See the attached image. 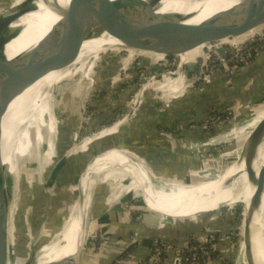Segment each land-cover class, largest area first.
Instances as JSON below:
<instances>
[{"label":"crops","instance_id":"0c3cea01","mask_svg":"<svg viewBox=\"0 0 264 264\" xmlns=\"http://www.w3.org/2000/svg\"><path fill=\"white\" fill-rule=\"evenodd\" d=\"M20 1L22 0H0V8L2 9L3 5L9 3L12 5L6 9L11 8ZM200 56L201 51L199 55L196 54L191 57L189 63H195L201 58ZM151 68L155 70L156 66ZM113 72L99 75L98 88L103 90L102 98L96 99L94 101L96 104L92 103V107L88 110V113L93 117L87 123V133H99L85 138L75 148L78 149L79 154H75L76 156L70 155L72 157L70 163L62 172L58 183L50 191L53 202L55 188L59 191L60 185H63L60 196H68L69 205L67 206L64 203L62 208L68 209L73 202V199L66 192L63 193L65 188L74 194L73 186L72 190L69 187L71 186L70 182L75 183L79 171L96 154L119 147L133 153L136 157L130 156L144 163L147 171L152 173L158 182L168 180L171 184L174 182L197 184L200 181L194 179L197 176L196 174L212 171V169H209V166H211L210 161L205 163L207 149L211 144L199 149L190 148V146L205 143L210 137L207 121L211 113H226L228 110L233 112L232 120H236L234 128L229 131V126L226 125L221 131H216L214 134L218 136L229 131L226 135H232L237 140L244 137L251 127H256L264 115V107H262L264 106L263 52L256 55L250 63L237 70L224 71L218 69L212 74L211 82L206 84L203 89L198 86L199 88H193L182 96L179 95L181 97L162 113L158 111L160 102L156 91L158 89L156 87L160 86L155 84L156 86L146 93L144 104L139 111L127 122L117 123L114 126L115 117H118L121 110L127 109L126 104L136 88L135 86L129 87L127 83L116 84L115 88H111L108 77ZM183 82H185L184 87L187 80H182ZM163 88L167 92L165 85ZM181 92L176 93L181 94ZM105 94L108 95L105 96ZM108 97H113L114 101L118 97V102L108 101L106 99ZM253 110H255L253 118L245 126H239L238 123ZM260 111L263 113L260 114ZM69 114L59 126L58 141L55 142L54 147L57 160L64 155L71 154L76 145L75 132L83 120L82 108H75ZM106 130H109V134L101 136V133ZM54 133L57 136L56 128ZM95 136L98 138H95ZM93 137L95 140L86 145L85 141ZM236 153L238 154V151ZM237 154L227 153L222 158L224 160L230 159L238 156ZM85 157H88V160L81 163V160ZM110 172L102 174V176L95 175L87 196V220L92 222L90 225L91 231L93 230V223L101 230V247L97 253L83 249L81 254L69 264H137L148 258L152 249L148 244L149 241H153V243L155 241L168 242L176 248L190 243L192 239L200 238L207 233L208 229H218L217 231L221 232L223 227L220 228L221 224L218 223L223 220L224 212L217 216L219 217L218 220H216L215 215L208 217L199 216L201 214H198L195 215L196 218H193L195 216L192 213H190L191 215L184 214L160 207L147 189L145 191L147 190V194L152 200L145 199L148 208L152 205L162 212V218H168L172 221L169 223L161 221L159 213L158 218L155 216L145 218L140 215L138 217L132 213L128 216L127 212L123 210L124 204H133L132 200L138 196L136 192L141 191L138 181L129 174L128 176L136 184L135 187H131L130 181L127 183V179L121 176L125 175L123 172H121V175L117 171ZM108 174V179L103 177ZM62 188H64V191H62ZM136 203L137 205L140 204L137 201ZM128 211L131 212L129 209ZM174 215L179 217H173ZM230 221L227 229L233 230L235 221L231 219ZM222 237L223 239L216 242L219 256L223 258V261L226 260L229 261V264H233L235 256L232 250V239L225 235ZM242 249L243 246L240 248L239 255L242 253L243 256H249L248 259H250L252 257L251 252L248 250L245 252ZM171 255H173V252H171ZM223 261L216 259L212 261V264H224ZM245 261L247 262L246 259Z\"/></svg>","mask_w":264,"mask_h":264},{"label":"water","instance_id":"95a60500","mask_svg":"<svg viewBox=\"0 0 264 264\" xmlns=\"http://www.w3.org/2000/svg\"><path fill=\"white\" fill-rule=\"evenodd\" d=\"M37 1L22 0L11 8L5 9L3 15L0 16V264H12L13 249L7 190L8 173L3 145L4 106L18 89L28 85L29 81L34 79L72 69L81 64L83 60L87 67L95 62L93 73L98 71L101 74L122 69L126 61L127 66L124 65L125 67L159 65L166 62L180 63L186 54L198 48L221 47L237 37L264 28V0H241L238 4L216 12L198 24L188 23L194 17L192 14L178 15L156 28L138 34L131 33V22L138 19V16L132 12L134 7L142 4L144 0H90L73 26H69L67 20L63 19L34 47L9 58L7 45L15 40L16 36L15 33H11L12 25L22 17L36 12L34 7ZM202 1L198 0V2ZM56 7L59 9L58 6ZM111 37L117 41L110 46H102L99 51L80 61L84 44L96 39ZM263 142L264 118L256 127L248 130L238 147L246 166L249 182L255 188V195L244 218L245 227L249 229L254 246V220L261 211L264 196V165L256 173L254 164ZM114 149L122 148H111L92 156L77 174L75 204L78 206L77 216L80 224L77 230L80 239L84 238L86 224L90 223L84 210L85 194L82 193L80 185L82 178L88 173L97 157ZM71 159L72 157L68 154L59 158L47 178L42 179L40 192L46 198L48 195L49 201L51 189L58 183ZM236 160L237 158L234 161ZM139 193L141 202L146 207L142 191ZM48 212L49 208L45 204L41 213L43 222L47 221ZM152 212L159 215L157 212ZM261 219L262 227L258 230L256 247L264 254V214ZM42 225L41 223L40 227ZM38 229L35 231V236L38 234ZM33 248L36 251L37 247L34 244L31 246V249ZM84 248L83 244L74 255L58 264L71 263ZM33 258L35 257L31 256L28 264L33 263ZM254 261L250 257L247 263L256 264Z\"/></svg>","mask_w":264,"mask_h":264},{"label":"bare ground","instance_id":"6f19581e","mask_svg":"<svg viewBox=\"0 0 264 264\" xmlns=\"http://www.w3.org/2000/svg\"><path fill=\"white\" fill-rule=\"evenodd\" d=\"M89 1L90 0H38L34 7L36 12L22 17L12 25V29H19L15 32V40L7 45L8 57L13 58L34 47L50 32L52 28L58 26V23L63 19L67 20L69 26H73ZM240 1L241 0H203L202 2H198V0H144L142 4L136 5L133 9L132 14L137 15L138 19L131 22V33L138 34L151 30L152 28H156L157 26L176 18L178 15L192 14L194 17L191 18L188 23L198 24L214 13L229 9L230 7L238 4ZM55 6H58L59 9H57V7L55 8ZM115 41L117 40L111 37L109 39H96L87 42L83 46L80 61L82 59H86L88 55L99 51L102 46H110L115 43ZM202 50V48H198L193 52L186 54L184 62L189 64L191 57L196 54L199 55ZM83 61H81L82 63L78 67L52 73L45 77L29 81L28 85L18 89L16 93H14V95L6 102L4 106L5 117L3 123V145L5 149L4 158L5 165L7 166V173L13 178L16 184L18 182L17 159L21 157V155H19V149L22 148L21 142L18 143V140L14 137V126L16 121H18L22 126H30L33 119H37L45 114L51 115L52 111L47 112L44 106V103L49 97V91L58 80L72 78L73 76L83 72L86 67L85 62ZM181 63L184 64L183 61ZM92 64L94 65L95 62ZM93 65L88 67V71L85 74L86 76H90L92 74ZM182 80H184L183 77L178 78V82H175L172 86L174 87L175 92H179L182 89L184 84V82L182 83ZM164 85L168 87V84ZM150 87L154 88L155 86L153 84ZM163 90L166 92L164 88ZM45 130L47 131L45 135H49L48 127H46ZM108 134L109 130H106L101 133V136ZM95 138L98 137L95 136ZM95 138H91L87 144L94 141ZM73 149H75V147ZM77 152L78 149H75L74 154ZM69 155L72 156V154ZM130 155L136 157L128 150L114 149L100 155L91 164L88 173L82 178V183L80 184L81 191L85 194V211H87L88 190L93 178L95 175L102 176V174H107L110 171V173L117 171L120 175L121 172L125 175L130 174L138 181V185L140 186V189L146 199L150 200L149 198L151 197L147 194L145 188L158 204L176 212L184 214L194 213V215H198L218 211L222 207H229L233 204L242 202H246V215L249 211L251 200L255 195V188L251 185L249 179L240 180L238 178L239 166L232 167L220 179L219 177H216L215 179L213 178L214 180L207 182L206 184L197 185L183 183L171 185V183L167 180L158 182L152 173L147 171L144 163L136 160ZM242 164L243 163H240V167ZM243 165H245V163ZM254 168L256 173H258L262 168L258 163L257 158L255 160ZM121 176L124 178L123 175ZM108 177L109 174L106 175L107 179ZM16 184L15 188L13 187V193L9 196L12 246L15 241L16 231V220L14 217L15 212L17 211L16 198L18 197ZM150 208L152 211L162 214V212L157 210L152 205ZM261 214H264V196L261 211L254 220L253 238L255 237V246L252 242L249 229H246L245 231V237H247L246 244H248L252 259L253 261L255 260L254 262L256 264L264 263V254L256 247V239L259 233L258 230H261L262 227ZM173 217L179 216L174 215ZM79 224L80 221L77 216L76 209L66 225L63 229H61L58 239L51 245L44 247L39 255L36 252V255L39 258L36 264L62 263L74 255L83 244L85 246V242L88 239V233L91 229V223L86 224V233L83 239H80L78 235L79 233L77 228ZM19 263L21 264V261H16V264Z\"/></svg>","mask_w":264,"mask_h":264},{"label":"rangeland","instance_id":"374dc122","mask_svg":"<svg viewBox=\"0 0 264 264\" xmlns=\"http://www.w3.org/2000/svg\"><path fill=\"white\" fill-rule=\"evenodd\" d=\"M11 5H12L11 3H9L7 5H3V8L2 9L0 8V16H2L4 10ZM18 29L19 28L11 29V33H15V31H17ZM256 34H258V35L255 36ZM263 34H264V28L259 30L258 32H252V33L250 32V33L243 35L241 37H237L229 43L230 44H238L239 42H242V41L247 42L250 39L256 40V38L259 39V37L261 35L264 36ZM219 47H214L211 49L204 48L201 51V56H200L201 58L198 59L197 64L195 66L192 65V66L185 67V71L188 72V75L190 74L191 78H192V75L197 76V74H199V72L201 71L204 60H207L205 58H207L210 55H211L212 61H218L216 56H214L213 53H211L210 51L216 50V48H219ZM170 63H174V62H170ZM175 63L179 64V62H175ZM183 63L186 64L184 62V60H183ZM85 64H86V62H85ZM78 66H80V64L77 65L76 67H78ZM152 66H156V65H150L149 67H152ZM126 68H127V70L125 71V75H123L124 78H123L122 82L127 83L129 85H132L128 72H132L134 70V68H137V67H134V66L125 67L123 65L122 70L126 69ZM162 69H165V67H162L161 70ZM93 70H94V67L92 69V74L90 76H86L85 74L88 71V67L86 64V67H85L83 72L77 74L76 76H73L72 78H66V79L58 80L57 81L58 83L57 82L55 83V85H54L55 87L53 86V88L49 91V97L46 100V102L44 103V106H45L47 112L52 111L51 115L45 114L43 116L38 117L37 119H33L30 126L29 125H23L22 126V125H20V123L18 121H16V123H15L14 137L16 138V140H18V143L21 142L22 148L19 149V155H21V157H19L17 159V163H18V167H17L18 182H17V184L14 182L13 178L10 175H7V188H8L7 190H8L9 196L11 195V193H13V187L15 188V184H16L17 190H18L17 191L18 197L16 198L17 211L15 212V216H14L15 220H16V231H15V241H14V244L12 246L13 251L11 253L12 264H16V261H21V264H28V261L30 260L31 256L35 257V258H33L32 264H36L39 260L38 256L36 255V252L39 255L41 253V251L44 249V247L51 245L54 241H56L58 239V236L60 234L61 229H63V227L66 225V223L70 219L71 215L75 212V210L78 207L77 204H75V199H76L75 193H76V188H77L76 187V181L73 184L71 181L70 182L71 186H69L71 188V190H72V186H73L74 194L71 193V191L68 190L67 188H65V191H64V188H62V191H64L63 193L66 192L67 195H69V197L71 199H73V202H72L73 204H71L68 207V209L62 208L63 207L62 205L64 204V202H62V200H60V198H61L60 194H62L60 192L61 187L63 186L62 184L60 185L61 187L59 188V191H58V189L55 188V190L53 192V196H54L53 202L51 199L49 201L48 195L46 198L40 192V188H41L43 177L45 178L48 175V173L50 172L51 168L53 167V165L55 164V162L57 160L56 159L57 157L55 156L56 151L54 150L55 149L54 147H55V142L58 141L57 137L59 134L60 124L62 123V121H64L67 118V115H70L69 113H71L75 108H82L81 107L82 104H84L85 101H88L87 97H88V94L91 91L92 86H93L92 79L93 78L95 79V77H96V76H94L95 74H97L98 76L101 75V73H98V71H96L97 73H93ZM162 71H165V70H162ZM187 72H186V74H187ZM156 85L154 84V86H156ZM185 86L186 85H184V87L180 90V92L184 90ZM165 87L168 88L166 85H165ZM149 88H150V90L152 89L151 87H149ZM156 88H158L156 90L157 92L166 93L163 90V85H160V87H156ZM96 89H99L98 85H95L94 91ZM106 95H108V94H105V96ZM101 98H99V99H101ZM106 99H108V101H109L110 97H108ZM91 101H92V99H91ZM91 101L89 99V101H88L89 104L86 105L85 108H82V112H89L88 111L89 108L92 107V103H90ZM94 104H96V103H94ZM262 107H264V106H262ZM259 113L261 114L263 112L260 111ZM254 114H255V110L248 113L245 116V118L238 123L239 126H241V127L245 126L253 118ZM85 118H87V117H85ZM263 118H264V115H263V117H261V120ZM232 119L233 118L230 117V119H229L230 125L228 127V130H231L236 125L235 124L236 120H232ZM82 125L84 127H86V130L83 131V133L81 134V138L84 137L85 135H88V134L90 135L92 133V132L87 133V129H88L87 123L84 120L82 121ZM46 127H48V129H49L48 130L49 135H45L47 133V131L45 130ZM55 128L57 129V136H55V133H54ZM111 131L112 130H110V132ZM223 134H224V132H223ZM227 136H229V135H223V136L217 138L216 141L219 139L220 143L217 144L218 142H213L215 144L211 145V147H209L207 149V154H206L207 158L205 159V163L210 161L211 166H209V169H212V171L203 172L202 174H196L197 176L194 177V179H196V181L198 179L200 181L199 182L200 185L206 184L207 182H211L216 177H219V179H220L232 167H238V166H239L238 167L239 168L238 169V178L240 180L241 179L242 180L249 179L247 171L245 170L246 169L245 165H243L244 161L242 160L243 158H241V152L238 150V147L241 144V141L244 137L239 138V140H237L232 135L229 137H227ZM225 137H227V138H225ZM74 139H75V136H74ZM89 140L90 139H87L85 141L86 143L85 142L84 143L87 145V142ZM225 140H227V141L223 142ZM78 142L79 141H77L76 143H78ZM82 142H80L78 145H75L74 147L75 148L78 147ZM83 146H85V145H83ZM56 147H57V145H56ZM237 151H238V154L236 153ZM74 153H75V149L72 150L71 154L75 155ZM227 153L231 154V155H233V153H234V154H237L238 156H234L235 158L234 157L230 158V159L227 158L224 160V158H222V156L224 157V155H226ZM76 154H79V152H77ZM87 158L88 157H85L83 160H81V163L88 160ZM236 158L238 161L236 160V162H235L234 160ZM257 159H258V163L262 167L264 165V143L261 145V147L259 149ZM233 161H234V164H233ZM240 163H243L241 165V167H240ZM103 177L105 178L106 176H103ZM124 178L127 179V183H129V181H130L131 187L136 186L135 182L132 180V178H130V176L125 175ZM208 179H211V180H208ZM199 183H197V184H199ZM178 184H183V182H176L174 184L172 183L171 185H178ZM146 192H147V190H146ZM136 193L138 196L136 197V199L132 200L133 204H130V203L124 204L123 210L127 212L128 216H130L132 213L138 217L140 215V216H144L145 218H147L148 216H155L156 218H158L159 215L153 213L152 209L150 207L148 208V205L146 206L148 209L145 206H143V203L141 202L142 201L141 197L139 196L140 193L138 191ZM143 197H144V195H143ZM117 198H118V196H117ZM144 199H146V198L144 197ZM136 201L139 202L140 204H138V205H137V203L135 204ZM150 201H152V200H150ZM45 204H46L47 208H49V213H50V216L52 217L51 219H49L50 222L48 221L49 224L46 222H43L41 219V213L43 211V208L45 207ZM244 204H245V206H244ZM158 205L160 207H163L160 204H158ZM128 209L131 212H129ZM223 212H224V218H223V220H221L220 223H218V224H221L220 228L223 227L221 229V232L217 231L218 229L213 230V229L207 228L208 230L206 231L207 232L206 234H211L213 236H219V237H215V240H216L215 243L217 241H219L220 239H223L222 236H224V235L229 237V238L231 237V239L234 240V244H235V245L233 244V246H232V250H233L234 256H235L234 264H248L245 261V259L249 260L248 259L249 256H243L242 253L239 255L240 248L242 246H243V249H242L243 251H245V252H247V250L250 251L248 244H246L247 237H245L246 227H245L244 218L246 217V202L233 204L232 206H229V207L225 206V207L220 208L218 211H212L209 213H204V214H201L199 216L210 217L212 215H215L217 217L218 215L223 214ZM192 214H194V213H192ZM193 216H195V215H193ZM236 216L240 217V220H239V222L235 223L234 228H238V232H236L237 234L235 237V235H232L233 233L231 232L230 229H227V227L229 226L228 223L231 222L230 219L235 221L237 218ZM262 216L263 215L261 214V218H262ZM30 217H31V221H30ZM160 217H161V221H164L165 223H169L172 221L171 219H168V218H162L163 217L162 214H160ZM184 218H186V217H184ZM193 218H196V216ZM218 218L219 217H217L216 220H218ZM222 221H223V223H222ZM41 223L43 225L40 227ZM37 229H38V234L35 236V231ZM204 235H202V236H204ZM202 236L200 238H203ZM196 239H192L191 241L196 240ZM91 240H93V238L92 239L88 238V240L86 241L84 249H88L90 252L97 253L101 247L102 234H101V236H99L97 239H95V241H93L90 244ZM165 243L169 244L168 242H165ZM18 244H19V246H18ZM32 244H34V246L37 247L36 251H34V248L31 249ZM245 246H246V248H245ZM180 247H176V248L180 249ZM182 247H184V246H182ZM217 251H218V247H217ZM243 258H245V259H243Z\"/></svg>","mask_w":264,"mask_h":264},{"label":"built area","instance_id":"2783aa9c","mask_svg":"<svg viewBox=\"0 0 264 264\" xmlns=\"http://www.w3.org/2000/svg\"><path fill=\"white\" fill-rule=\"evenodd\" d=\"M263 38L264 36L261 35L259 39L258 38H256V40L250 39L247 42L242 41L236 45L227 43L219 48H216V50L210 51L211 53H213L214 56H216L218 61H212L211 55L208 56L207 58H205L207 60H204L203 62L202 65L203 69L201 68L199 74H197V76L193 75L192 78L190 77V74L188 75V72L185 71V67L192 65L195 66L198 60L195 63H189V64H182L181 62L179 64L175 62L174 63L166 62L161 65H156V68L158 69L155 68V70H153L149 66H140L134 68L132 72H128L132 84V85L128 84V86L129 87L135 86L136 90H134L130 95V99L126 104L127 109L121 110V113H119L118 117H115L113 126L116 125L117 123H121L129 120L139 111V109L144 104V97L146 93L150 90L149 87L151 85L155 83L157 85L168 84L167 93L158 92V97H159L158 100L160 101V107L158 111L162 113L168 108H170L171 104L175 100L180 98L183 94L189 92L191 89L198 86L203 89L206 84H209L211 82L212 74L218 69H223L224 71L234 70V69L237 70L250 63L252 61L251 49L248 48V45L255 41H261ZM258 54H261V52H259ZM162 67H165V69H162L165 71L161 70ZM126 70L127 68L123 70L119 69L110 74L109 84L111 85V88H115L116 84L124 83L122 82V80L124 78L123 75H125ZM94 76L96 77L95 79L93 78L94 80L92 79L93 86L87 97L88 101L89 99L90 101L92 99L93 102L91 101L90 103H94V101H96V99L101 98L103 94V90L101 88L96 89L94 91V87L95 85H98L97 83L99 81L98 80L99 76L97 74H95ZM180 77H183L184 80H187L186 87L183 90V92H181V94L176 93L174 91L175 90L174 87H172L175 82H178L177 79ZM112 98H110L109 101L118 102V97L115 99V101ZM88 101H85L81 107L85 108V106L89 104ZM226 114L228 116L225 119L215 118V115H213L212 118L210 117L207 121L208 122L207 128L208 130H210L209 131L210 137L205 143L194 144L193 146H190V148H194V149L204 148L209 144L211 145L215 144L213 142H218L217 144H219L220 140L218 139L216 141V139L223 135H226L230 131L229 130L227 133H224L223 135L220 134L218 136L214 134L216 131L217 132L221 131L222 128H224L226 125H230L229 119L230 117H232L233 112L231 110L230 111L228 110ZM91 117L92 116L88 112H83V120L86 123H88ZM85 130L86 127H84L81 123L78 130L75 132V140L76 142L79 141L78 143H76V145L82 142L85 138H89L91 135L99 133V132H95L90 135L89 134L85 135L84 137L81 138V134ZM211 145L209 147H211ZM95 227L96 226L93 223L94 230H92L91 233L88 235V238L90 239L93 238V240L90 241V244L102 234L101 230ZM202 237L203 238H198L196 240L191 241L190 243L184 245V247L180 249L174 248L170 244H167L163 241H155L152 246V249L150 250V254L148 258L145 259L144 261L138 262L137 264H212V261L216 259L219 261H223V258L219 256V252L217 251V245L215 243L216 241L215 237H219V236L205 234ZM231 241L234 244V241L233 240ZM171 252H173V255H171Z\"/></svg>","mask_w":264,"mask_h":264},{"label":"trees","instance_id":"16d2710c","mask_svg":"<svg viewBox=\"0 0 264 264\" xmlns=\"http://www.w3.org/2000/svg\"><path fill=\"white\" fill-rule=\"evenodd\" d=\"M248 48L251 49V59L253 60V58L259 53V52H263L264 53V39H262L261 41H255L253 43H250L248 45ZM215 115V118H219V119H225L228 115L226 113H211V117ZM229 126V125H228ZM60 200H62V202L66 203V205L68 206L69 205V200H68V196L67 197H61ZM68 203V204H67ZM72 204V203H71ZM237 217V218H236ZM236 220L234 223H237L239 222L240 220V217L236 216ZM52 217L50 216V213H49V216H48V219H47V223L49 224V219H51ZM49 221V222H48ZM231 232L233 233L232 235H235L236 237V232H238V228H234L233 230H231ZM234 241V240H233ZM148 244L152 247L153 246V241H149ZM224 264H229V261H226L224 260L223 261ZM234 263V262H233Z\"/></svg>","mask_w":264,"mask_h":264}]
</instances>
